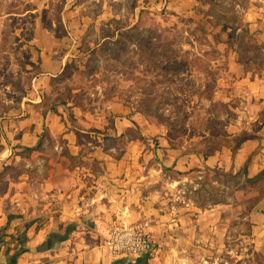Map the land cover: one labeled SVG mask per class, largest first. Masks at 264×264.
Returning <instances> with one entry per match:
<instances>
[{"label":"rangeland","instance_id":"obj_1","mask_svg":"<svg viewBox=\"0 0 264 264\" xmlns=\"http://www.w3.org/2000/svg\"><path fill=\"white\" fill-rule=\"evenodd\" d=\"M172 1L0 0V156L29 124L24 120L38 99L44 109L69 114L71 107L122 104L149 123V140L163 137L171 148L204 157L250 137L264 139V43L257 38L264 0ZM48 48L67 56L54 79L42 67ZM20 157L34 162L30 154ZM24 165H1L0 195L6 178L24 173ZM250 189L256 187L231 173H194L164 206L178 210L183 227L171 232L177 242L157 244L162 254H173L176 264H204L191 262V252L216 253L234 264L230 229L213 237L194 230L197 242L190 245L184 228L213 224L211 210L220 204L231 206L220 214L231 227L232 208L241 201L244 215L251 206L254 197L243 195Z\"/></svg>","mask_w":264,"mask_h":264},{"label":"crops","instance_id":"obj_2","mask_svg":"<svg viewBox=\"0 0 264 264\" xmlns=\"http://www.w3.org/2000/svg\"><path fill=\"white\" fill-rule=\"evenodd\" d=\"M194 3L190 0V6ZM260 17L257 38L264 43V15ZM60 49L48 48L42 59L44 71L53 79L51 73L61 71L67 59ZM41 103L40 99L32 102L37 109L30 120H24L29 124L19 127L6 158L0 156V167L25 164L24 173L6 178L8 188L0 195V234L11 230L0 236V264H176L173 254L162 251L154 260H112L104 249L108 231L114 225L144 222L156 244L177 242L171 232L177 231L181 218L175 207L164 206L176 198L179 185L205 170L246 179L256 189L243 193L245 201L254 200L244 215L241 201L232 208L237 215L231 227L220 218L222 209L231 206H216L211 210L217 215L213 224L200 220L184 228L186 242H197L194 230L208 229L213 237L226 228L232 234L234 264L264 261V190L257 189L264 184V139L250 137L204 157L171 148L163 137L149 140V123L122 104L71 107L69 114L64 107L54 112ZM21 152L30 154L34 162L22 160ZM207 241L200 240L203 245ZM189 259L228 264L216 253L195 251Z\"/></svg>","mask_w":264,"mask_h":264},{"label":"built area","instance_id":"obj_3","mask_svg":"<svg viewBox=\"0 0 264 264\" xmlns=\"http://www.w3.org/2000/svg\"><path fill=\"white\" fill-rule=\"evenodd\" d=\"M104 249L112 260L141 257L154 260L161 253L151 231L144 222L112 226L108 231Z\"/></svg>","mask_w":264,"mask_h":264},{"label":"trees","instance_id":"obj_4","mask_svg":"<svg viewBox=\"0 0 264 264\" xmlns=\"http://www.w3.org/2000/svg\"><path fill=\"white\" fill-rule=\"evenodd\" d=\"M243 141L244 140H242L241 142H243ZM117 149H118V154L121 155L123 152V145L120 144ZM2 175H3V172L0 173V176H2Z\"/></svg>","mask_w":264,"mask_h":264}]
</instances>
